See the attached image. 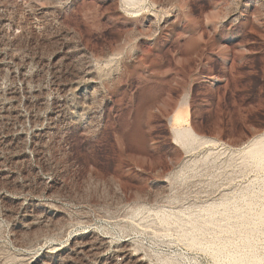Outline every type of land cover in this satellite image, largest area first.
Wrapping results in <instances>:
<instances>
[{"label":"rangeland","instance_id":"rangeland-1","mask_svg":"<svg viewBox=\"0 0 264 264\" xmlns=\"http://www.w3.org/2000/svg\"><path fill=\"white\" fill-rule=\"evenodd\" d=\"M154 1L0 0V264H264V163L227 149L264 131V0ZM173 115L212 142L186 152ZM221 198L246 224L198 233Z\"/></svg>","mask_w":264,"mask_h":264},{"label":"bare ground","instance_id":"bare-ground-1","mask_svg":"<svg viewBox=\"0 0 264 264\" xmlns=\"http://www.w3.org/2000/svg\"><path fill=\"white\" fill-rule=\"evenodd\" d=\"M120 2V5L122 6V8L128 12L131 16H136V15H139L138 13H149L151 15H154V6H155V1L154 0H119ZM121 8V9H122ZM124 11V12H125ZM235 11V10H234ZM156 13V12H155ZM146 15V14H145ZM246 15V14H245ZM244 15V16H245ZM155 17V16H154ZM146 19V18H145ZM148 27V26H147ZM109 60H117L115 59L114 57V54L107 57ZM107 60V59H106ZM120 61V60H119ZM122 61V60H121ZM106 62V61H105ZM89 63V62H88ZM117 63V62H116ZM121 64V62H120ZM93 65V64H92ZM118 65V64H117ZM118 67V66H117ZM116 69V68H115ZM119 69V68H118ZM86 71V70H85ZM96 72V71H94ZM118 73V72H117ZM95 75V74H94ZM85 81L86 83L89 82L91 83L92 82V77H93V67L90 66L88 68V70L86 71V74H85ZM96 76V75H95ZM94 76V77H95ZM107 76V75H106ZM93 77V78H94ZM116 77V76H115ZM99 78V77H98ZM96 79V78H95ZM95 79L93 82H95ZM108 79V78H107ZM111 79V78H110ZM217 79V78H216ZM98 80V79H97ZM83 81V80H82ZM84 81V82H85ZM77 82V81H76ZM82 83V82H81ZM84 84V83H83ZM93 85V84H92ZM79 86V85H78ZM75 90V88H74ZM77 90V89H76ZM94 90V89H93ZM102 90V89H101ZM83 91V90H82ZM92 91V90H91ZM87 92V91H86ZM93 93V92H92ZM104 93V92H103ZM90 94V93H88ZM88 94H82L81 97H83L84 101H89V95ZM75 95V94H74ZM91 95V94H90ZM92 96V95H91ZM94 96V95H93ZM188 100V99H187ZM182 102V100H181ZM183 102H186V97L184 96V101ZM89 104V102H88ZM186 104V103H185ZM84 105V104H83ZM91 105V104H90ZM186 110V109H185ZM181 113V112H180ZM183 113H186V112H183ZM170 117V116H169ZM169 117H168V120H169ZM170 121V120H169ZM169 123V122H168ZM171 124H173L172 128H171V132H172V135H173V138L174 140H172L173 142L176 141L177 144L179 143L180 146H182L186 152H190L194 149H197L201 144H205V143H209V142H212V139H209L205 136H201L199 135L190 125H188V123L185 125V126H181L179 125V119H178V116L177 115H173L172 118H171ZM184 125V124H183ZM251 138V137H250ZM215 141V140H214ZM176 144V143H175ZM225 145V144H224ZM224 147V146H223ZM232 148V147H231ZM228 151H230V154H235L237 155L238 157H240L241 162H244V163H252L256 166H261L263 163H264V131L263 132H260L259 134H255V136H253L251 139H248L246 142H244L243 144H241L240 146H237L233 149H229V147L227 148ZM211 151V149L209 148L208 150L206 149L204 151V156H203V160L205 159H208L206 158L207 157V154ZM214 152V151H213ZM212 153V152H211ZM209 153V154H211ZM202 154V155H203ZM214 154V153H213ZM228 155V156H231V155ZM201 155V156H202ZM227 155V154H226ZM236 157V156H235ZM239 159V158H238ZM183 162V161H182ZM186 164V163H185ZM183 167V166H182ZM179 169V168H178ZM182 171V168L180 169ZM179 170V172L181 173V171ZM182 174V173H181ZM180 174V175H181ZM179 175V176H180ZM222 199V198H221ZM228 200L225 201V198L224 200H220V201H212L206 205H203L201 206V208L205 211V215H203V218L200 219L202 216H200L201 214L197 213V212H200L199 211H192L191 210L189 212L190 215H187L188 218H190V222L192 223V228H194L195 230H198L200 232H204L207 230V227L211 224L215 225V227L217 225H219V220L215 217L216 213H218L219 209L221 208L223 213L227 216H235V217H240V223L241 224H244L245 222H247V218L243 215V214H240V213H237V211L235 210V207H233L231 205V203H228L227 202ZM160 207V206H159ZM141 208V207H140ZM140 208H137L133 211V214H137L139 213V210ZM158 208V207H156ZM161 208V207H160ZM156 209V213H157V216L158 218L160 219L161 223L162 222H170V221H167V219H171V218H167L166 216H168L166 213L169 212V211H166L164 212L162 209ZM142 209V208H141ZM144 209V208H143ZM154 211V210H153ZM147 212V211H146ZM149 212V210H148ZM154 212V213H155ZM171 212H169V215H170ZM202 213V211H201ZM188 214V213H187ZM156 215V214H155ZM171 216H172V213H171ZM170 216V217H171ZM177 216V215H176ZM179 216V215H178ZM181 216V215H180ZM224 216V215H223ZM156 217V216H155ZM256 217H257V221L260 223H263L264 222V211H261L260 213L256 214ZM175 219V218H179V217H173L172 216V219ZM182 217H180L181 219ZM186 218V217H185ZM188 218H186V222L187 223V220ZM232 218V217H231ZM179 222H181V225L182 224V221L184 220V218ZM251 219V218H250ZM177 220V222H178ZM173 221H176L173 220ZM235 221V220H234ZM256 221V222H257ZM189 222V221H188ZM189 222V223H190ZM227 222V221H226ZM232 222H233V219H232ZM229 223L228 224V227L227 229L230 231V232H234V227H235V223ZM251 223V221H250ZM258 223V224H259ZM163 224V223H162ZM246 224V223H245ZM244 224V225H245ZM253 224V222H252ZM251 224V225H252ZM254 224H255V221H254ZM187 225V224H186ZM185 225V226H186ZM191 227V225H189ZM189 226L187 227V229H190ZM221 226V225H220ZM247 226V225H246ZM255 226V225H254ZM219 227V226H217ZM192 228L190 229V232H189V241L194 245H198L200 243V240L198 238V234H194L192 233ZM186 229V228H185ZM185 229L183 230L185 232ZM186 229V230H187ZM193 229V230H194ZM206 229V230H205ZM209 229V228H208ZM188 231V230H187ZM253 231V228L251 229H246L244 230L245 234L246 233H249ZM195 232V231H194ZM186 233L185 232V236H186ZM182 236V235H181ZM183 237V236H182ZM187 237V236H186ZM248 237V234H246L244 236V241L246 243H249V239L247 238ZM185 238V237H184ZM187 239V238H186ZM221 240V239H220ZM224 242H229L230 240V236H226L222 239ZM211 241L214 242V239H212ZM219 241V240H218ZM217 242V241H216ZM215 242V243H216ZM200 245V244H199ZM239 246H235L236 247V250H230V251H227V252H224L226 253L225 256L221 259V260H226V259H230L228 260V262H230V264H241V263H244L247 259H248V256L245 255L243 252H241L242 248L239 249ZM213 249L216 253L217 256H221V254L223 253V251L226 249V244L225 243H222L221 241V244H215L214 246L212 245ZM228 248V247H227ZM124 249V248H123ZM250 249V248H249ZM118 250V249H117ZM128 250V249H127ZM211 250V252H212ZM241 250V251H240ZM125 251V249H124ZM213 251V252H214ZM99 255V254H98ZM129 255V254H128ZM125 257V256H124ZM250 257V256H249ZM216 258V257H215ZM140 259V258H139ZM221 262V261H220ZM226 263V262H225ZM161 264H181L180 261L178 260H175V259H164L162 260V263Z\"/></svg>","mask_w":264,"mask_h":264}]
</instances>
